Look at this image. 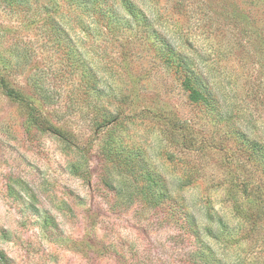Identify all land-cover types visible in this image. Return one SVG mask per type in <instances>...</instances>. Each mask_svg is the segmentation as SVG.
<instances>
[{
  "label": "rangeland",
  "instance_id": "obj_1",
  "mask_svg": "<svg viewBox=\"0 0 264 264\" xmlns=\"http://www.w3.org/2000/svg\"><path fill=\"white\" fill-rule=\"evenodd\" d=\"M129 1L133 12L125 0H27L41 5L27 12L0 0V48L23 70L14 85L83 146L95 136L66 105L67 88L85 73L103 89L99 103L118 112L117 143L139 151L154 177L163 178L215 258L264 264L263 204L243 202L264 197V0ZM43 16L64 29L59 35L74 57L67 69L68 59L47 39ZM152 29L204 77L216 100L212 111L189 100L182 68L166 63L167 49ZM15 44L28 48L25 57L5 50ZM29 72L63 86L52 95L55 104H44L26 86ZM24 119L0 91V264H183L193 258L198 242H176L161 215L129 203L130 178L102 164L99 137L86 144L90 152L83 157L57 133L26 132ZM245 137L259 142L260 152L249 157ZM101 176L121 187L120 199L111 200ZM240 205L259 212L256 224Z\"/></svg>",
  "mask_w": 264,
  "mask_h": 264
},
{
  "label": "trees",
  "instance_id": "obj_2",
  "mask_svg": "<svg viewBox=\"0 0 264 264\" xmlns=\"http://www.w3.org/2000/svg\"><path fill=\"white\" fill-rule=\"evenodd\" d=\"M6 2L9 6H22L26 11L31 10L36 12L41 5L29 4L27 0H2ZM36 4L39 2L35 1ZM47 9L49 6L45 3ZM126 8L130 11H134V7L130 4L129 0H125ZM100 14V12H98ZM33 19V18H32ZM43 24L46 26L45 29L48 32L47 39L50 40L51 46L55 48L57 55H60L68 59L65 68L67 69L70 65H73V59L69 51L67 44H64L61 40L60 32L64 29L60 25H56L54 19L50 16H43L41 19ZM55 25V27H54ZM60 31V32H59ZM63 34V32H62ZM152 37L167 49L165 56V61L168 65L174 67L182 68V85L187 92L189 100L198 105L201 111L209 113L215 108L216 100L207 83L203 79L204 77L200 73H195L193 69H190L183 59L176 55L173 50V46L166 41L165 35L156 31V29L151 30ZM6 51L17 52V55L24 56L28 48L20 47L19 44L5 49ZM72 59V60H71ZM12 57H6L3 50L0 48V91L7 96L11 101L15 102L22 108L25 113L24 128L26 132L30 133L32 131L43 132L49 131L59 134L62 138L69 139L75 149L78 151L80 156L85 157V153L88 155L90 152L86 149V144L90 146L95 139L99 137L100 144L98 146V152L102 158V164L105 161L109 162L117 172L128 175L131 181V186L133 187L130 194L127 197L129 203H136L135 206L140 207V209H151V212L161 215L168 223L171 224L172 229L175 231L176 242H184L189 237L192 242H198V247H195L193 258H183L180 260L183 264H223L219 259H216L211 248L206 245L202 240L198 239V230L194 228V217L189 212L185 211L184 207L173 199L169 193L163 178L154 177V175L148 170L147 162L141 161L143 155L138 154L139 151L132 153V150L122 149L123 144L120 139V143H117V136L115 133V128L119 125L118 112H114L109 106L104 103H99L100 97L103 96V89L98 88L91 82L85 73H80V78H77L75 85H65L68 89V101L69 104L66 105V110L72 114H78V116L87 120V125L91 129L92 135L95 136L94 140L91 142L83 143V146L78 144L77 138L73 133H68L61 127L53 125L50 120L43 115L40 108L35 106L31 96L27 95L22 89V86H15L13 80L14 77L22 73V68L13 64ZM64 61V59H63ZM80 64L76 63V67L80 68ZM43 73L29 72L25 76L26 86L34 93V95L44 104H55L57 100H54L52 95L56 91H61L63 86L61 85H50L46 82V76ZM70 74V73H68ZM62 74L59 76L61 77ZM55 77V76H54ZM94 77V76H93ZM62 79V78H61ZM63 81V80H62ZM58 84V83H57ZM93 92V93H92ZM95 101H92V97ZM241 143L245 144L250 153L249 157L253 152L261 150L259 142L255 140H248V138L241 139ZM253 151V152H252ZM131 153V156L129 153ZM81 153V154H80ZM264 155V151L262 152ZM264 160V156L262 158ZM261 160V161H262ZM103 174V173H102ZM161 179V181L159 180ZM101 183L106 187L107 192L112 195L111 200L120 199L122 197L121 187L114 183L112 180L106 179L104 176L100 177ZM237 202V200H235ZM245 207L252 205V203L261 202L264 207V197L258 194L254 197H248L243 201ZM111 203V201H110ZM241 205L237 208L239 212L243 214L244 218H251L256 224L259 212H252L245 210ZM195 238V240L193 239ZM193 239V240H192ZM145 264V263H143Z\"/></svg>",
  "mask_w": 264,
  "mask_h": 264
}]
</instances>
